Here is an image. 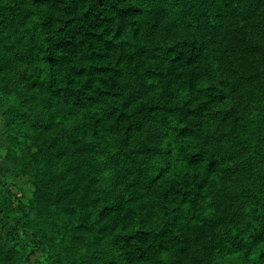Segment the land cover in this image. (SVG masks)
Here are the masks:
<instances>
[{"label": "trees", "instance_id": "16d2710c", "mask_svg": "<svg viewBox=\"0 0 264 264\" xmlns=\"http://www.w3.org/2000/svg\"><path fill=\"white\" fill-rule=\"evenodd\" d=\"M0 111V264H264V0H0Z\"/></svg>", "mask_w": 264, "mask_h": 264}, {"label": "rangeland", "instance_id": "374dc122", "mask_svg": "<svg viewBox=\"0 0 264 264\" xmlns=\"http://www.w3.org/2000/svg\"><path fill=\"white\" fill-rule=\"evenodd\" d=\"M3 129V125L1 122V111H0V146H3L6 144V139H5V134L2 132ZM13 170V166L10 165L9 163H7L6 161L0 160V171L4 174H8L11 175ZM27 177L24 176H19L17 178L14 179V182L12 183L13 186H18V185H23L24 181H26ZM1 228V225H0ZM38 254H35L31 257V261L34 260V258L37 256Z\"/></svg>", "mask_w": 264, "mask_h": 264}]
</instances>
